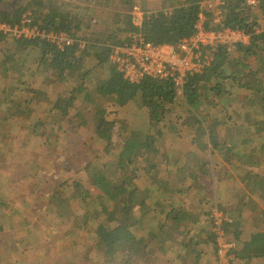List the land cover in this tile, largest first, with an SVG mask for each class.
Here are the masks:
<instances>
[{
	"label": "trees",
	"instance_id": "1",
	"mask_svg": "<svg viewBox=\"0 0 264 264\" xmlns=\"http://www.w3.org/2000/svg\"><path fill=\"white\" fill-rule=\"evenodd\" d=\"M56 1L27 0L24 2L25 9L21 7V13L16 10L0 9V22L11 26L21 25L24 14L28 12L27 18L32 19L31 24L37 30L47 33H64L74 37L76 32L82 30V26L89 28L93 21H99L93 20L96 8L76 6L72 3L57 5ZM206 1L209 0H177L174 3V9L169 12L150 11V15L141 25H136L128 13L102 10L100 12L103 15L102 22L108 17H112L111 20L116 18L118 21L111 24H121L123 28L120 27L119 30L111 28L110 32L102 37L84 36L83 38L90 41L82 46V49L77 43L60 48L40 35L27 38L24 35L17 36L10 31L0 33V46L4 44L5 47H12L2 52L3 61L9 63V60H15L17 63L13 65V68L19 63L27 68V61L31 57L47 60L43 65L48 69L53 65L62 79L75 67L82 68L84 58L90 56L95 58L92 69L104 65L106 74L111 69L114 70V65L110 62L112 46L124 45L127 42L131 44L134 38L130 35L143 36L145 40L154 44L177 47L184 38L194 37L198 32V24L201 23L206 30L222 31L230 27L240 29L250 36V44L221 46L209 64H205L206 59L202 55L201 63H204V66L199 71L189 72L186 75L180 91L174 83L173 76L166 78L147 76L135 87L109 90L102 96L94 97L99 104L101 119L110 117L113 120L115 117L119 119L124 116L127 118L126 105L135 101V103L140 102L142 109L148 112L150 119L156 124L153 129L148 130V135L144 139L134 138L135 129L122 133L114 143H108L109 135L103 134L105 136L102 142L106 145L103 156L105 158L112 153V161L103 160L100 161L102 163L96 164L91 157V161L85 166L84 171H81L74 184L65 180L56 187H50L45 195L39 198L41 207L50 206L53 203L58 206V209H52L55 215L70 211V204L74 202L80 203L81 207L84 206L87 215L85 224L89 226L87 230H92L95 235L90 242H93L94 248L99 247L104 255L101 264H139L157 257L164 259V264H169L168 260L172 254L167 251L166 254L162 253L166 256L159 255L162 244L160 241L166 240L170 246L175 245V242L178 244L176 233L179 231L187 235L183 239L185 247L188 244H194L201 250L199 254H196L198 259L196 263L207 257V252L213 253L211 259L217 257L216 252L219 251V240L222 236H225L229 242L236 240L237 243L242 239L251 255H264V213L260 212L256 215L252 207L256 204L252 197L245 195L242 198L241 194H245L243 189H240L239 193L233 192V195L231 191L228 194L223 191L224 185L230 179L233 180V184L237 183L235 186L238 188V182L250 180V190L261 195L260 197L264 196V178H261L262 175L254 172L252 168V165L256 168L260 166L256 162L257 155L247 142H240L241 140L232 134L231 128L226 130L220 118L221 111L230 110L232 103L235 109L238 107L240 111L236 110L239 115L249 125L250 132L246 134V137L254 136L251 134L254 126L264 130V110L261 113L262 118H249L251 112L236 105L239 101L245 100L243 106H247V110L260 107V104H255V101L261 95V91H264V80L261 78L264 73V0H256L254 4H249L247 0H221L222 3L216 7L217 14L203 4ZM134 5L137 4L131 6ZM103 7L110 8L107 3ZM79 9H86L90 15L86 17L83 13H78ZM99 22L101 23V20ZM96 40L105 45L96 44ZM202 50L210 49L202 48ZM77 51L82 53L78 54ZM39 68L32 75H36ZM90 71L91 69H88L85 75H88ZM228 99L231 103L227 101ZM74 100L73 97H60L55 102V108L59 111L63 110L62 116H68L71 114V104L75 103ZM253 104L255 105L251 107ZM205 105L207 111L203 107ZM210 106L213 110L208 113ZM230 119L229 117V123L235 126L240 124ZM4 120L6 121L0 120V123L4 122L3 126H8L9 120ZM97 133H92L90 146L84 151L97 145ZM169 141H171L170 144ZM186 141L189 144L185 143ZM183 143L187 146L183 147ZM180 144L182 147L177 146ZM72 146L76 148L74 141ZM2 151L3 149H0V156ZM26 156L29 157L28 163L36 161L32 155ZM153 157L156 159L149 163L148 160ZM220 158L229 162L234 161L233 168L245 166L247 169L243 170L240 178H237L230 167L221 163L223 160ZM91 166V171L95 173L100 171L103 177L111 178L108 184L110 192L105 198L107 204L100 215L96 210L94 212L92 210L91 195H75L76 192L86 188L85 185L87 186L88 182H92L94 189L98 188L99 183L94 177L88 175L87 170H90ZM176 168L182 173H190L192 185L204 192L205 197L211 196L214 199L213 195H218L215 201L217 203L214 205L208 198L201 197L202 193L189 195L188 191L182 189L176 191V200L169 197L163 198L162 195H166L164 193L166 187L169 186L170 190L172 189L171 182L165 181V175ZM40 170L41 167L23 176L26 180L22 181L21 189L16 191L17 195L30 190L32 186L35 189L46 186L42 178L44 175L50 177L51 173H48L46 169ZM144 176L147 180L141 187L137 184V179H142ZM183 181L185 184L186 180L183 179ZM26 184L28 186L23 188ZM177 184L180 182H176ZM67 187L74 189V194L67 190ZM64 193L72 195H63ZM225 193L227 196L222 198ZM219 198L222 199L221 203ZM4 202L0 201L1 208L5 206ZM17 202L19 219L29 222L28 218L34 214L29 212L32 210V202L30 201L28 210L23 208L21 201L17 200ZM227 206L235 209L234 214L228 212ZM246 208L251 210V214L247 217L243 214ZM217 211L230 219L220 221L219 224L215 217ZM2 214L0 212V216ZM25 214H27L26 218ZM78 217L79 215L75 214L70 218L71 222L67 221L76 225H71L66 236L72 238L74 244L81 246L82 243L75 231L79 223ZM100 217H107V220L101 221ZM8 219L13 220V216L8 215ZM242 221H246L245 225ZM2 229L3 227L0 228ZM192 229L197 231L193 232ZM207 230L210 231L209 236L206 235ZM150 233L154 236L156 246L151 239L152 236L147 240L138 237L141 235L145 238ZM237 237H239L238 240ZM18 242L24 246L28 244L26 248L31 245L27 238ZM229 253H232L231 249ZM162 260H158L157 264H161ZM235 260L237 258L230 259L229 264H235Z\"/></svg>",
	"mask_w": 264,
	"mask_h": 264
},
{
	"label": "rangeland",
	"instance_id": "2",
	"mask_svg": "<svg viewBox=\"0 0 264 264\" xmlns=\"http://www.w3.org/2000/svg\"><path fill=\"white\" fill-rule=\"evenodd\" d=\"M26 1L0 0V9H7L9 11L16 10L21 13V7L25 9L24 2ZM130 1L137 5L140 3L148 11L169 12L174 9V3L177 0H96L94 2H90L89 0H57L56 4L72 3L76 6L80 5L82 7L84 5V7L88 6L97 9L93 20H101V23L99 21H93L92 26L89 28L82 26V30L76 32V35L73 37L75 41H80L76 43L82 49L83 42L86 45L90 41L83 38L84 36L94 38L102 37L106 33L108 34L111 28H115L116 30H119L120 27L123 28L121 24H111V22L118 21L116 18L111 20L112 17H108L102 22L103 15L100 12L102 10H112L126 14L128 13L129 7L133 5ZM247 1L249 4L256 2V0ZM105 3L110 8L107 7L105 9L103 7ZM220 3H222L221 0L203 2L208 8L214 10L216 14L218 13L216 7ZM77 12L83 13L86 17L90 15L86 12V9H79ZM28 14L26 12L23 16V24L28 19H31L26 18ZM130 36H133L134 39L137 37V35ZM95 43L105 45L97 40ZM126 44L129 43L127 42ZM248 44H250L249 39ZM116 46L118 45H113L112 48ZM11 48V46L5 47L4 44L0 46V120H9L7 121L8 126H3L4 122L0 123V149H3L0 156V201H5V206L3 208L0 207V212L3 213L0 216V228L3 227L0 230V264H101L104 260V255L99 247H97L98 249L96 247L94 248L93 242H90V240L92 241L95 238V235L92 230H87L89 226L85 224V217L87 215L84 206L81 207L80 203L74 202L70 204V211L68 210L65 214L55 215L56 213L52 209H58V206L53 203L50 206L41 207L39 198L41 195H45L50 187H56L65 180L74 184L77 178H79L81 171L83 172L85 166L91 161V157L96 164L102 163L100 161L103 160L112 161V153H109L105 158L103 156L104 150L106 149V145L102 142L105 136L103 134L107 133L109 135L108 143H114L119 139V135L126 133L127 130L135 129L134 138L144 139L148 135V130L155 127V121H152L148 112L142 109L140 102L135 103L134 101L126 105L127 118L126 116L119 119L115 117L112 120L110 117H107V119L102 117L101 119L102 114L99 110V104L96 102L97 99H94L95 96H102L109 90H120L128 86L135 87L142 79L137 78L131 81L112 69L106 74L104 71L106 66L104 65L92 69L95 58L91 56L84 58L82 68L75 67L68 71L63 79L58 76L57 68L53 65L49 69L46 68L43 63L45 64L47 60L40 58L36 59L35 57H31L27 61V68L22 66L21 63L13 68V65L17 62L15 60H9V63H7L3 61L4 57L2 56V52L5 49L8 50ZM77 53L81 54L82 52L77 51ZM214 55L212 60L215 57ZM38 67H40L39 72L36 75H32ZM88 69H91V71L88 75H85ZM261 78L264 80V73L261 75ZM60 97H73L75 99V103L71 104V114L68 116H62L61 111L63 110L59 111L55 109V102ZM227 101L231 103L229 99ZM244 102L245 100L239 101L236 105L239 107L242 106L245 111L251 112L249 118L256 117V119H260L263 117L261 113L264 110V91H261V95L255 101V104H260L259 108L256 109V107H253L255 105L253 104L251 105L253 108L247 110V106H243L245 104ZM203 107L207 111V106L205 105ZM236 109L240 111L238 107ZM236 109L231 103L230 110L223 109L221 111L222 117L220 118L223 120L222 126L226 130L231 128L232 134L241 140L240 142L245 141L251 146L255 155H257V165H260L257 168L252 165V168L254 172L262 175L261 178H264V130L254 126L251 129V134L254 136L246 137V134L250 132L249 125L247 121L241 118ZM211 110L213 109L210 106L208 113H211ZM229 117L233 122L240 124L235 126L233 123H229ZM94 132H98L96 138L98 140L97 145L88 151H84L89 148L90 138ZM73 141L76 144V148L72 146ZM256 141L259 142L256 143ZM168 143L170 144L171 141ZM185 143L189 144L188 141ZM185 143H183V147L187 146ZM177 146L182 147V144ZM29 154L38 160V163H28L27 158L29 157L26 155ZM19 159H22V162L16 164V161H19ZM155 159L153 157L148 162L152 163ZM220 160L223 159L220 158ZM221 163L230 167L237 178H240L243 170L247 169L245 166H239L238 169L233 168L234 161L229 162L223 160ZM35 166L36 168H33ZM39 167H41V170L46 169L48 173H51L50 177L44 175L42 178L46 186L39 189H35L32 186L30 190H25L22 194L15 195V189L18 187L19 182L14 178H17L18 175H24V173L31 174L34 169H39ZM248 167L250 168L251 166ZM91 169L92 166L90 170H87L88 175L94 177L99 183L98 188L94 189L92 182H88L87 186L85 185L86 188L76 192L75 195H91L93 198L92 210L93 212L96 210L97 214L100 215L103 213V207L107 204L105 198L110 192L108 184L111 178L103 177L100 171L95 173ZM9 174H12L11 177ZM105 175L107 176V174ZM146 178L144 176L142 179H137V184L143 187L145 180H147ZM112 181L114 180L112 179ZM238 183L239 188L235 186L237 183L233 184V180L230 179L224 185L225 188L223 191L227 194L231 191V195H233V192L239 193L240 189H243L245 194H241L243 195L242 198L245 195L252 197V200L256 204V206H252L254 207L256 215L260 212L264 213V196L260 197L261 195L256 192L253 193L250 190V180H241ZM180 185H184V183H180ZM27 186L26 184L23 188ZM67 190L71 191L72 194L75 192L70 187H67ZM258 190L262 191V189ZM226 193L222 195V198L227 196ZM72 194L64 193L63 195ZM200 196L205 197V195ZM213 197L215 200L211 196L205 198H208L215 205L218 195H213ZM220 198L219 203L222 202ZM17 200L22 202L23 208L26 210H28L32 202V210L29 212H34V214L28 218L29 222L27 224H24V222L16 224L20 221ZM227 209L228 212L230 211L234 214L235 209L232 206H227ZM75 214L79 215V223L75 227V231L82 243L81 246L74 244L72 238L66 236L67 230L71 225H76L67 222ZM243 214L247 217L251 214V210L246 208ZM8 215H12L13 220L10 221ZM26 215L24 216L25 218ZM215 217L219 224L220 221L227 220V218L230 219L219 211L215 213ZM100 220L106 221L107 217H100ZM242 222L245 225L246 221ZM192 230L193 232L197 231V229ZM252 230H254V227H252ZM206 235H210L209 230L206 231ZM138 237L142 240H147L151 237L156 246L153 234H147L145 238L141 235ZM186 237L187 235L184 232H177L176 241L179 243L176 244L175 242V245L171 246L166 243V240L161 239V248L157 246L160 248L159 255L166 256L164 254L169 251V254H172L168 260L169 264H206L208 262L209 264H216L217 262L229 264L228 260L230 258L231 260L232 258L238 259V253L241 252L239 262L238 260L236 261L237 264H264V255L258 256L257 254L254 258L249 252L243 253L240 247H236V240L229 242L225 236H222L219 240L220 248L217 251V257L211 259L213 253L207 252L206 254L208 256L196 263L198 260L196 254H199L201 250L198 245L196 246L194 244H188L185 247L183 239ZM26 238L31 243L28 248H26L28 244L24 246L18 242L22 239L26 240ZM238 238L236 239L238 240ZM202 241H205V239H202ZM230 249L232 251L231 254L229 253ZM179 255H183V257L180 258ZM158 258H153L151 261H145L139 264H157L158 260H162ZM164 261L163 259L161 264H164Z\"/></svg>",
	"mask_w": 264,
	"mask_h": 264
},
{
	"label": "built area",
	"instance_id": "3",
	"mask_svg": "<svg viewBox=\"0 0 264 264\" xmlns=\"http://www.w3.org/2000/svg\"><path fill=\"white\" fill-rule=\"evenodd\" d=\"M150 11L140 5H134L129 8L128 13L136 25H141L152 12ZM31 23L32 19L15 26L0 22V33L10 31V33L19 36L24 35L27 38L40 35L60 48L80 42L64 33L41 32L34 28ZM248 39L250 40V36L240 29L228 27L222 31L206 30L199 23L197 34L191 38H184L177 47L167 44H154L139 35L131 44L114 47L110 55V62L114 65V70L117 73L131 81L147 76L158 78L173 76L174 83L180 91L186 75L189 72H197L204 66V63H201L202 55L206 59L205 64H209L221 46H234L238 43L248 44ZM84 44L83 42L82 45L84 46ZM202 48L210 50L203 51Z\"/></svg>",
	"mask_w": 264,
	"mask_h": 264
},
{
	"label": "crops",
	"instance_id": "4",
	"mask_svg": "<svg viewBox=\"0 0 264 264\" xmlns=\"http://www.w3.org/2000/svg\"><path fill=\"white\" fill-rule=\"evenodd\" d=\"M55 109H57V108H55ZM22 159H19V161H16V164L18 163V162H20ZM22 162V161H21ZM35 163H38V160H36L35 161ZM35 165V164H34ZM33 168H36V166L35 167H33ZM10 175V174H9ZM12 175V174H11ZM11 175H10V177H11ZM187 175V176H186ZM23 176H27V173H24V175H18L17 176V178H14V179H16L18 182H19V185H18V187L15 189V193H16V191H18L19 189H21V183H22V181H25L26 179L23 177ZM186 177H188V179L186 178ZM192 178V175L190 174V173H182V171H180L179 169H173V170H171L170 172H167L166 173V175H165V181H168V182H171V184H172V189L170 190V187L169 186H167L166 187V189H165V194L166 195H162L163 196V198H165V199H168L167 197H169V198H171V199H173V200H176V198H177V190L178 189H182L183 191H188L189 192V195H191L192 193H196V194H198V193H202L201 195H206L204 192H202L199 188H196V187H194L193 185H192V182H191V180H189V179H191ZM183 179H185L186 181H185V184L184 185H180V184H177L176 185V182H180V183H183L184 181H183ZM176 194V195H175ZM15 195H17V194H15ZM193 195V194H192ZM175 196H176V198H175ZM31 211V210H30ZM19 215V214H18ZM25 221V219H20V221H18L16 224H21V222L23 223ZM28 222L27 221H25L24 222V224H27ZM260 230H262V227L260 228ZM244 240H238V242L237 243H235L236 244V247H240V249H242V251H243V253H248L249 252V248L247 247V245H244L243 242ZM241 252H239L238 254H239V256H238V262H239V258H240V254ZM216 254H217V252H216ZM251 254V253H250ZM253 257L255 258V255H253ZM231 259V258H230ZM229 259V260H230ZM228 260V261H229ZM237 260H235V264H237L236 263V261ZM261 261V260H260ZM222 263V262H221ZM223 264V263H222Z\"/></svg>",
	"mask_w": 264,
	"mask_h": 264
}]
</instances>
